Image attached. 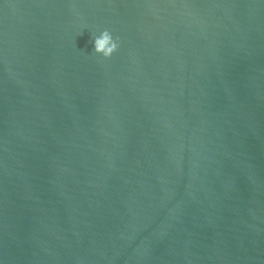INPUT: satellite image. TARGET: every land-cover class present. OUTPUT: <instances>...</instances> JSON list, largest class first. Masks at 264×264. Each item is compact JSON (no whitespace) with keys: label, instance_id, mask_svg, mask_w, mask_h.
Listing matches in <instances>:
<instances>
[{"label":"water","instance_id":"95a60500","mask_svg":"<svg viewBox=\"0 0 264 264\" xmlns=\"http://www.w3.org/2000/svg\"><path fill=\"white\" fill-rule=\"evenodd\" d=\"M0 264H264V0H0Z\"/></svg>","mask_w":264,"mask_h":264},{"label":"clouds","instance_id":"9594fccd","mask_svg":"<svg viewBox=\"0 0 264 264\" xmlns=\"http://www.w3.org/2000/svg\"><path fill=\"white\" fill-rule=\"evenodd\" d=\"M118 44L113 40L108 30L102 31L99 36L93 39V51L96 54L102 55L104 58H108L116 51Z\"/></svg>","mask_w":264,"mask_h":264}]
</instances>
